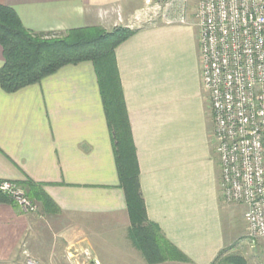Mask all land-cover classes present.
Masks as SVG:
<instances>
[{
  "label": "crops",
  "instance_id": "0c3cea01",
  "mask_svg": "<svg viewBox=\"0 0 264 264\" xmlns=\"http://www.w3.org/2000/svg\"><path fill=\"white\" fill-rule=\"evenodd\" d=\"M0 5L13 9L28 30L56 33L92 25L111 30L114 9L129 22L145 0H0ZM182 6L179 0L170 15ZM189 26L161 21L136 26L115 49L147 221L187 258L153 264H212L227 247L220 166L218 175L205 169L214 123L208 119V126L200 92L198 32L193 37ZM182 41L186 50L180 55L176 47ZM3 62L0 46V67ZM1 180L25 192L32 184L46 194L54 205L47 212L34 199L38 213L59 225L58 245L66 251L97 250L103 264L125 263L124 255L133 264H148L138 260L127 237L124 190L91 62L64 65L12 92L0 87ZM16 216L27 214L15 203H0L3 237L23 231Z\"/></svg>",
  "mask_w": 264,
  "mask_h": 264
},
{
  "label": "built area",
  "instance_id": "2783aa9c",
  "mask_svg": "<svg viewBox=\"0 0 264 264\" xmlns=\"http://www.w3.org/2000/svg\"><path fill=\"white\" fill-rule=\"evenodd\" d=\"M179 0L152 2L125 25L188 24ZM186 0H182L183 6ZM121 22L118 9H114ZM200 79L208 94L219 157L223 199L245 206L248 237L264 239V0H196ZM0 192L24 212L37 209L16 182L0 181ZM25 264H40L27 258Z\"/></svg>",
  "mask_w": 264,
  "mask_h": 264
},
{
  "label": "trees",
  "instance_id": "16d2710c",
  "mask_svg": "<svg viewBox=\"0 0 264 264\" xmlns=\"http://www.w3.org/2000/svg\"><path fill=\"white\" fill-rule=\"evenodd\" d=\"M135 30L115 27L83 26L61 32H33L26 29L16 12L0 5V46L4 62L0 67V87L12 92L38 83L68 64L91 62L98 81L108 127L113 141L118 177L124 190L130 220L129 236L149 263L167 259L187 260L172 244L160 236L147 221L139 187V168L130 135L115 49ZM26 195L43 203L47 212L54 203L30 184ZM0 192V203H10ZM212 264H247L241 257L219 254Z\"/></svg>",
  "mask_w": 264,
  "mask_h": 264
},
{
  "label": "rangeland",
  "instance_id": "374dc122",
  "mask_svg": "<svg viewBox=\"0 0 264 264\" xmlns=\"http://www.w3.org/2000/svg\"><path fill=\"white\" fill-rule=\"evenodd\" d=\"M166 1L168 0H152V2L162 3ZM184 10L186 12L188 24H190L189 27L191 29V32L193 33V37H197L198 28L194 15L196 10V0H186L184 4ZM170 16L173 17L174 15ZM126 23L127 21L124 20L121 16V22L117 21L115 27H125L131 30L136 29V26H133L132 28L127 27L125 25ZM155 24H158V21ZM155 24L141 23L138 26L143 28L144 26H152ZM195 43V47L198 48V44L196 41ZM184 44L185 42L182 41L181 46L176 47V51L178 50L180 55H182V52H185L186 50ZM198 72L200 77L199 55ZM200 92L202 93V96L205 97L204 102L207 113V121L208 119H210V121L213 122L208 94L202 87L201 83ZM211 126L212 123H210V127ZM212 136L213 133L211 136L208 135L207 137V155L209 157L210 164L206 165L205 169L209 168L214 175H218L220 166L219 157L215 150L216 140ZM10 200V203H14L11 198ZM221 207L227 244V247L221 253L222 258L232 255L241 257L247 264H264V239H257L252 241L248 237V227L242 218L244 208L242 207L241 203H230L224 200V204ZM20 211L26 213L27 216H16L12 218L22 225L23 231L18 236H12L11 238L3 237L4 233L2 232L0 225V264H25L27 258L34 259L40 264H98L96 262L97 257L102 260L101 263L99 262V264H103V256H97V250L92 254L85 249L80 250V248H78L79 250L75 252L76 247H72L66 251L62 245H58L59 241L56 234L57 227L59 225H55L54 221L50 220L42 213H38V207L36 209L37 212H24L21 209ZM29 213L33 214L30 215ZM129 229L130 220L127 230L128 240L135 249V252H137L136 257L138 258V260L142 259V262L143 260L148 262L143 257L140 249H138L132 242L129 236ZM124 259H126L125 263L117 262L113 264H133L131 263L132 257L130 259V262L128 261V256L124 255ZM109 264L112 263L110 262ZM148 264L153 263L148 262Z\"/></svg>",
  "mask_w": 264,
  "mask_h": 264
}]
</instances>
